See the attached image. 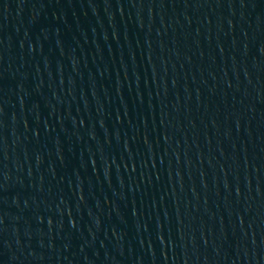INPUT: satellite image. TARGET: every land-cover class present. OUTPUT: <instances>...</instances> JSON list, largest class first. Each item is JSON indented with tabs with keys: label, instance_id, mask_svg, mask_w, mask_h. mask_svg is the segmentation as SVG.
<instances>
[{
	"label": "water",
	"instance_id": "1",
	"mask_svg": "<svg viewBox=\"0 0 264 264\" xmlns=\"http://www.w3.org/2000/svg\"><path fill=\"white\" fill-rule=\"evenodd\" d=\"M0 264H264V0H0Z\"/></svg>",
	"mask_w": 264,
	"mask_h": 264
}]
</instances>
